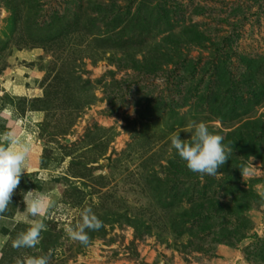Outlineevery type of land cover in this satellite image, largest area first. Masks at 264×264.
<instances>
[{
	"label": "rangeland",
	"instance_id": "1",
	"mask_svg": "<svg viewBox=\"0 0 264 264\" xmlns=\"http://www.w3.org/2000/svg\"><path fill=\"white\" fill-rule=\"evenodd\" d=\"M148 1L174 10L176 30L197 24L235 54L264 55V0H135L132 8L146 13ZM113 3L128 5L126 0H0V115L44 111L36 136L47 178L23 175L5 214L20 210L23 216L29 191L30 199L44 195L54 202L35 248L12 247L28 224L0 226V264H26L28 257L49 252L50 264H264V197L259 195L264 192V85L251 87L250 129L240 142L224 139L233 153L218 176L191 171L189 179L163 180L166 171L187 168L170 141L183 126L174 124L177 130L160 139L168 121L164 106L143 112L146 104L153 108L166 98L165 75L143 74L127 56L100 53L97 45L89 46V30L61 41L54 30L47 34L38 25L55 10L84 5L93 18L100 16L103 32L104 10ZM15 5L22 9L18 16ZM162 22L159 16L152 20ZM162 26L156 40L167 34L160 33L167 29ZM209 51L193 47L191 56L205 62ZM16 78L21 87L13 91L7 83ZM253 78L264 81V72ZM177 98L185 104L181 114L188 111L186 122L205 121L215 131L224 127L210 113L196 114L187 105L194 98ZM6 128L0 121V130ZM180 137L190 139L191 133L180 131ZM245 166L251 172L246 181L239 168ZM86 206L103 221L102 228L89 232L88 246L64 231L75 226Z\"/></svg>",
	"mask_w": 264,
	"mask_h": 264
},
{
	"label": "trees",
	"instance_id": "2",
	"mask_svg": "<svg viewBox=\"0 0 264 264\" xmlns=\"http://www.w3.org/2000/svg\"><path fill=\"white\" fill-rule=\"evenodd\" d=\"M126 1L128 5L125 6L113 3L106 7L103 32L99 30L100 24L97 23L100 16L93 18L91 11L84 5L62 11L64 13L55 10L43 22H38V25L47 34L54 30L61 41L69 33L84 36L81 34L89 30L90 34H87L92 37L89 46L97 45L100 53H109L111 57L118 54L127 56L137 63L138 70L143 74H164V82L167 84L166 98H161V102L157 100V105L153 108L146 104L143 110L149 113L164 106L168 121L164 122L160 139H165L177 130L174 124L185 127L189 123V120L185 121L188 111L181 114L185 104L179 102L177 96H180L189 101L194 98L195 102L187 105L197 109L196 114L210 113L222 121L223 128L215 131L208 125L210 131L221 134L224 139H238L240 142V136L253 124L249 116L252 113L251 87L264 85V81L253 78L254 74L264 72V55L235 54L227 48L226 41L215 42L197 24H187L176 30L172 22L174 10L165 5L156 3L152 6V2L148 1V10L142 13L139 6L144 1L135 10L132 8L135 0ZM121 8L125 10L122 11ZM13 9L15 15H20V5H15ZM158 16L164 22L152 24V20ZM162 25L167 29L160 30V33L167 34L161 40H156L155 31L163 27ZM48 41H43L46 46L51 45ZM193 47L210 49L205 62H202L203 56H191ZM137 55H141V58ZM236 62L238 64L235 67ZM49 108L47 105L45 110ZM183 167L182 164L175 168V174L166 171L163 180L167 181L176 176L179 180L192 178V172Z\"/></svg>",
	"mask_w": 264,
	"mask_h": 264
},
{
	"label": "clouds",
	"instance_id": "3",
	"mask_svg": "<svg viewBox=\"0 0 264 264\" xmlns=\"http://www.w3.org/2000/svg\"><path fill=\"white\" fill-rule=\"evenodd\" d=\"M180 131L191 133L190 139H181ZM171 148L175 149L179 157L186 162L187 168L200 175L216 177L222 167L233 153V147L223 143L221 134L209 130V126L201 122H191L170 137ZM32 154V142L26 137H21L16 131L9 130L0 133V216L8 211L12 196L19 187L21 177L29 175L28 160ZM244 180L250 176L248 167H239ZM42 177V180H46ZM29 191L27 193H31ZM259 195L264 197V192ZM26 204L25 214L17 218L18 222L26 223L29 227L20 232L12 241L15 249L35 248L40 244L43 231H47L44 223L49 215V210L54 202L44 195L35 196L29 200L24 196ZM29 217L33 219H29ZM38 218V219H37ZM103 227V221L93 212L92 207L86 206L81 212V219L71 226L64 228L68 238L88 246L91 241L90 231H98ZM51 252L38 257H28L26 264H50ZM17 264H22L17 261Z\"/></svg>",
	"mask_w": 264,
	"mask_h": 264
},
{
	"label": "crops",
	"instance_id": "4",
	"mask_svg": "<svg viewBox=\"0 0 264 264\" xmlns=\"http://www.w3.org/2000/svg\"><path fill=\"white\" fill-rule=\"evenodd\" d=\"M9 85V89L16 90L21 87L19 84V80L16 78V81H13L12 84L7 83ZM13 116V117H12ZM12 117V118H11ZM11 117H5L0 115L1 123L6 125L5 130H0V133L14 130L16 131L21 137H26L27 139L31 140L32 142V154L28 160V167L31 176L42 177L44 175L43 166H42V154L43 148L40 143L39 134L36 136V129H39L41 123L45 120V113L42 110H31L27 111L25 114L21 115H11ZM24 175H29L25 173ZM28 199H30V194H26ZM24 201V199H23ZM25 202V201H24ZM23 214V211L18 210L17 212L13 213L12 215H6L5 213L0 216V226H5L10 221L18 222L17 218Z\"/></svg>",
	"mask_w": 264,
	"mask_h": 264
}]
</instances>
